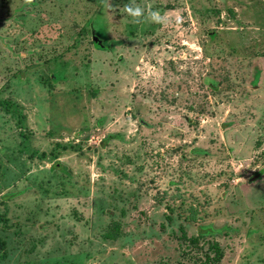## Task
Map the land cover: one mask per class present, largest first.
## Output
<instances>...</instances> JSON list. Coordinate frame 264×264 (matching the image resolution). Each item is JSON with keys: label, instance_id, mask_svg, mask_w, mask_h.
<instances>
[{"label": "rangeland", "instance_id": "374dc122", "mask_svg": "<svg viewBox=\"0 0 264 264\" xmlns=\"http://www.w3.org/2000/svg\"><path fill=\"white\" fill-rule=\"evenodd\" d=\"M0 238V264H264V0H0Z\"/></svg>", "mask_w": 264, "mask_h": 264}, {"label": "clouds", "instance_id": "9594fccd", "mask_svg": "<svg viewBox=\"0 0 264 264\" xmlns=\"http://www.w3.org/2000/svg\"><path fill=\"white\" fill-rule=\"evenodd\" d=\"M34 0H25L26 5H31ZM123 11L129 16L134 18L135 23L140 22V18L144 15V9L140 6H133L132 4H127L124 6ZM149 18L154 22H162L163 17L160 15L159 11H151L149 13Z\"/></svg>", "mask_w": 264, "mask_h": 264}, {"label": "trees", "instance_id": "16d2710c", "mask_svg": "<svg viewBox=\"0 0 264 264\" xmlns=\"http://www.w3.org/2000/svg\"><path fill=\"white\" fill-rule=\"evenodd\" d=\"M0 250L3 251V253L0 255V260L4 259L6 256V248L4 241L0 238Z\"/></svg>", "mask_w": 264, "mask_h": 264}]
</instances>
